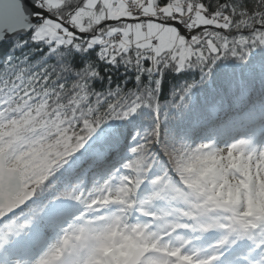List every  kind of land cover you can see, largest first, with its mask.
<instances>
[{
  "label": "snow or ice",
  "instance_id": "1",
  "mask_svg": "<svg viewBox=\"0 0 264 264\" xmlns=\"http://www.w3.org/2000/svg\"><path fill=\"white\" fill-rule=\"evenodd\" d=\"M0 264H264V0H0Z\"/></svg>",
  "mask_w": 264,
  "mask_h": 264
}]
</instances>
